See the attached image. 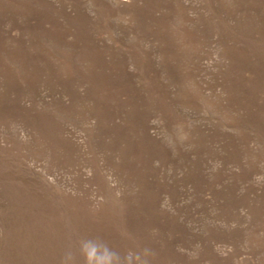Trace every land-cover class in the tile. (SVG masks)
Instances as JSON below:
<instances>
[{
    "label": "rangeland",
    "instance_id": "obj_1",
    "mask_svg": "<svg viewBox=\"0 0 264 264\" xmlns=\"http://www.w3.org/2000/svg\"><path fill=\"white\" fill-rule=\"evenodd\" d=\"M0 264H264V0H0Z\"/></svg>",
    "mask_w": 264,
    "mask_h": 264
}]
</instances>
